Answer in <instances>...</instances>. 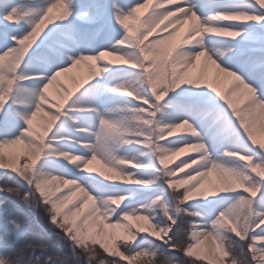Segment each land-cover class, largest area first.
Here are the masks:
<instances>
[{"label":"snow or ice","instance_id":"obj_1","mask_svg":"<svg viewBox=\"0 0 264 264\" xmlns=\"http://www.w3.org/2000/svg\"><path fill=\"white\" fill-rule=\"evenodd\" d=\"M0 191V264H264V0H0Z\"/></svg>","mask_w":264,"mask_h":264},{"label":"rangeland","instance_id":"obj_2","mask_svg":"<svg viewBox=\"0 0 264 264\" xmlns=\"http://www.w3.org/2000/svg\"><path fill=\"white\" fill-rule=\"evenodd\" d=\"M81 69H82V71H84V74H86V69H83V68H81ZM0 199H7V200L15 203V208H13V210H12V216L15 215L16 217H21V216L24 217V222L23 221H21V222H23L26 225L27 229L29 230L30 236L33 237V234L31 233L29 226H27V224H29V221L31 219V217H29L30 215H32V217L35 215H38L42 221L47 222V224L50 226V228H48L49 231L46 232L47 234H49L53 231L52 225L49 223L48 218H47L46 213H45L43 208L28 207L27 205H25L23 203V201L21 200L19 195L15 194V193H9L7 191H0ZM2 222H0V224H2ZM43 232L45 233V231H43ZM40 234H41V232L39 233V235ZM34 237H36V236H34ZM55 241H56V238H55ZM60 243L62 244L63 249L67 250V248H68L67 244H64L63 242H60Z\"/></svg>","mask_w":264,"mask_h":264},{"label":"trees","instance_id":"obj_3","mask_svg":"<svg viewBox=\"0 0 264 264\" xmlns=\"http://www.w3.org/2000/svg\"><path fill=\"white\" fill-rule=\"evenodd\" d=\"M15 208V207H14ZM30 213V212H29ZM15 217L17 220L19 221H23L24 222V217H16L15 215L13 216ZM29 217H31L29 224H27V226H29L31 233L33 234V237H44L46 240L47 239H51L53 242H55V236L49 237V235L46 233L48 232V228H50V226L47 224V222H44L41 220V218H39L38 215H35L32 217V215H30ZM3 221V218L0 217V222ZM32 227V228H31ZM32 229V230H31ZM45 231V233L43 232ZM38 234H36V233ZM41 232V234L39 235V233ZM68 250V248H67ZM66 249L64 251H67ZM157 264H160V262L158 261Z\"/></svg>","mask_w":264,"mask_h":264},{"label":"bare ground","instance_id":"obj_4","mask_svg":"<svg viewBox=\"0 0 264 264\" xmlns=\"http://www.w3.org/2000/svg\"><path fill=\"white\" fill-rule=\"evenodd\" d=\"M80 74H84V71H82L81 67L78 66L76 69L73 70V72H71V73H67V74H64V77H63V78L65 79L66 83H67L69 86H71L72 83H73V79H72L73 76H74V75L78 76V75H80Z\"/></svg>","mask_w":264,"mask_h":264}]
</instances>
